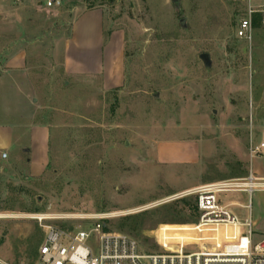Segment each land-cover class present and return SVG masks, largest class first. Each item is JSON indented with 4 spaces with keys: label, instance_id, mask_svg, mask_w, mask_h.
Masks as SVG:
<instances>
[{
    "label": "rangeland",
    "instance_id": "1",
    "mask_svg": "<svg viewBox=\"0 0 264 264\" xmlns=\"http://www.w3.org/2000/svg\"><path fill=\"white\" fill-rule=\"evenodd\" d=\"M95 6L103 10L105 40L112 31L123 37L117 87L105 88L99 74L65 70L72 24ZM247 10L248 0H180L178 8L171 0H63L60 10L0 0V125L19 136L42 125L48 139L39 175L30 173L25 152L0 158V264L31 263L24 243L42 228L31 216L38 212L108 213L110 230L157 252L156 239L185 234L182 200L195 198L179 196L185 188L245 177L249 169L264 176V152L248 153L264 137V25L253 27L250 41L239 36ZM90 52L72 51L84 68ZM205 52L209 67L198 58ZM18 53L19 63L9 62ZM181 141H191L184 155L159 158L164 143ZM218 197L250 201L255 238L264 237V190Z\"/></svg>",
    "mask_w": 264,
    "mask_h": 264
},
{
    "label": "built area",
    "instance_id": "2",
    "mask_svg": "<svg viewBox=\"0 0 264 264\" xmlns=\"http://www.w3.org/2000/svg\"><path fill=\"white\" fill-rule=\"evenodd\" d=\"M14 3L29 1L36 8L60 10L63 0H11ZM248 12L238 22V34L250 41L252 15H261L264 25V5L253 8L248 0ZM264 152V137L250 142V159ZM2 157L6 153H2ZM264 190V176H257L252 169L241 178H231L202 184L179 194H195L198 218L187 225L185 234L172 235L157 240V252L144 251L137 240L123 232L107 227L108 213L81 212L50 214L33 213L43 230L35 264H264V237L255 238V227L250 201L223 203L218 197L223 192H244L251 195ZM178 196V195H176ZM175 197V196H174ZM248 209V215L240 217L231 206ZM62 220L63 225L46 222ZM78 219L77 226L68 223ZM174 232V231H171Z\"/></svg>",
    "mask_w": 264,
    "mask_h": 264
},
{
    "label": "crops",
    "instance_id": "3",
    "mask_svg": "<svg viewBox=\"0 0 264 264\" xmlns=\"http://www.w3.org/2000/svg\"><path fill=\"white\" fill-rule=\"evenodd\" d=\"M107 38L105 40L103 34V10L95 6L82 11L72 24L71 37L66 44L65 70L67 72L99 74L105 88L121 85L123 80V37L112 31ZM83 48L91 50L90 53L92 54L88 61L90 62L89 67L86 68L82 64L83 61L72 53L74 51L75 54L76 51L83 50ZM20 57V53H18L9 59V62L19 63ZM47 142V130L42 125L32 126L27 133L20 136L12 125H0V158L6 159L8 156L15 158L19 157V152H25L28 168L32 175L41 174L46 166ZM174 144H182L183 147V145L191 144V141L164 143L163 151H158L161 160H166L171 152L184 155V147H173ZM2 153H6V156L2 157ZM43 158H45V162L41 166L40 161ZM197 158L198 154L196 152L195 160ZM199 183L202 185L207 181ZM196 185L185 189L194 188Z\"/></svg>",
    "mask_w": 264,
    "mask_h": 264
},
{
    "label": "trees",
    "instance_id": "4",
    "mask_svg": "<svg viewBox=\"0 0 264 264\" xmlns=\"http://www.w3.org/2000/svg\"><path fill=\"white\" fill-rule=\"evenodd\" d=\"M261 23V15L260 13L256 12L252 15V24L253 27L259 25ZM107 37V36H106ZM238 175V173H235L233 176ZM183 209L184 211H188V215L190 219L181 218L180 223H187V222H195L197 221V218L195 216L197 207H196V199L194 198L192 201H189L188 199H183ZM32 211H38L41 210L40 207H32ZM194 215V217H193ZM60 225H63L61 223ZM43 239V230L41 227H36V230L32 232L25 241V256L32 258L30 264H35L36 260L38 259V247Z\"/></svg>",
    "mask_w": 264,
    "mask_h": 264
},
{
    "label": "water",
    "instance_id": "5",
    "mask_svg": "<svg viewBox=\"0 0 264 264\" xmlns=\"http://www.w3.org/2000/svg\"><path fill=\"white\" fill-rule=\"evenodd\" d=\"M173 3V6L175 8H178L180 6V0H171ZM181 16V20L180 23L181 25H184V18H183V14H180ZM198 58L202 61L203 65L205 67H209L211 65V59H210V54L205 52V53H201L198 55Z\"/></svg>",
    "mask_w": 264,
    "mask_h": 264
}]
</instances>
